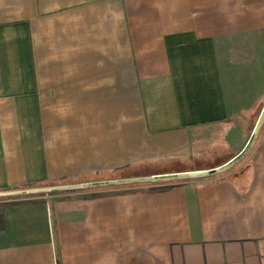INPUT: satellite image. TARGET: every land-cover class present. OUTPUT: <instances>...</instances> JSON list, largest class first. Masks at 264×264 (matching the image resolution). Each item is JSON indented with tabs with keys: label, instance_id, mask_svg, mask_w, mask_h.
Returning a JSON list of instances; mask_svg holds the SVG:
<instances>
[{
	"label": "crops",
	"instance_id": "crops-1",
	"mask_svg": "<svg viewBox=\"0 0 264 264\" xmlns=\"http://www.w3.org/2000/svg\"><path fill=\"white\" fill-rule=\"evenodd\" d=\"M263 105L264 0H0V190L228 160ZM246 157L0 198V264H264V125Z\"/></svg>",
	"mask_w": 264,
	"mask_h": 264
},
{
	"label": "water",
	"instance_id": "water-1",
	"mask_svg": "<svg viewBox=\"0 0 264 264\" xmlns=\"http://www.w3.org/2000/svg\"><path fill=\"white\" fill-rule=\"evenodd\" d=\"M264 125V105L255 123V126L245 143L244 147L233 157L227 161L210 168H200L192 170L174 171L167 173H158L153 175L132 176V177H118L100 180H86L68 184H55L45 186L22 187L16 189L0 190V198L14 197V196H29L38 194H48L52 192H65L74 190L94 189L109 186H118L125 184H136L146 182H159L171 180H185L191 178L207 177L223 173L234 167L242 161L252 150L257 138Z\"/></svg>",
	"mask_w": 264,
	"mask_h": 264
},
{
	"label": "trees",
	"instance_id": "trees-1",
	"mask_svg": "<svg viewBox=\"0 0 264 264\" xmlns=\"http://www.w3.org/2000/svg\"><path fill=\"white\" fill-rule=\"evenodd\" d=\"M222 151L223 150L217 149L215 151V153L213 154V158H215L219 154L221 155L222 154ZM190 159H192V161L194 162V165L192 166V168H194V169L213 167V166H216V165L222 163L223 161L227 160V159H224V160L218 159L216 161L211 162L208 157H204L203 159L202 158L196 159L194 157H190ZM211 163H213V164L210 166ZM234 167L230 168L226 172L232 170ZM226 172H223V173H221L219 175H222V174H224ZM209 177H213V176H209ZM200 178H207V177H199L198 179H200ZM85 179L86 178L84 177V175H82V176H73V177H64L63 179H60L59 181H55V182L46 181L44 184H42V186H45V185H55V184L75 183V182L84 181ZM32 186H36V185H32V184L31 185H26V187H32ZM78 191L79 190L65 191V192H52V193H49V194L70 193V192H78ZM81 191H84V190H81ZM46 195L47 194H38V195H29V196H14V197H9V198L10 199L36 198V197H43V196H46Z\"/></svg>",
	"mask_w": 264,
	"mask_h": 264
},
{
	"label": "rangeland",
	"instance_id": "rangeland-1",
	"mask_svg": "<svg viewBox=\"0 0 264 264\" xmlns=\"http://www.w3.org/2000/svg\"><path fill=\"white\" fill-rule=\"evenodd\" d=\"M239 146H241V145H239ZM201 149H203V151L200 150L199 154H200V155H201V154H204V156L209 157V155H210L209 151H211V148L209 147V145L206 144V145H204V147H201ZM220 150H223L222 153L225 152L223 148H220ZM230 155H232L231 152H229V153H224V155H222V156H223V158H227V157H229ZM246 158H247V157H246ZM246 158H244L241 162H239L238 164H236V166H235L234 168L239 167V166H240V165L246 160Z\"/></svg>",
	"mask_w": 264,
	"mask_h": 264
}]
</instances>
